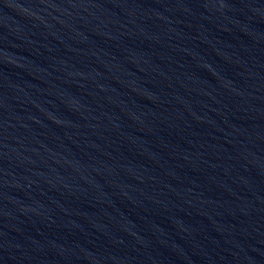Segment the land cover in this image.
Returning <instances> with one entry per match:
<instances>
[{
	"label": "water",
	"instance_id": "water-1",
	"mask_svg": "<svg viewBox=\"0 0 264 264\" xmlns=\"http://www.w3.org/2000/svg\"><path fill=\"white\" fill-rule=\"evenodd\" d=\"M0 264H264V0H0Z\"/></svg>",
	"mask_w": 264,
	"mask_h": 264
}]
</instances>
